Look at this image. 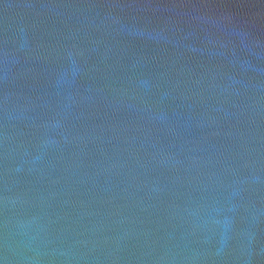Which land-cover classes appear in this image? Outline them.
I'll return each mask as SVG.
<instances>
[{"label": "water", "instance_id": "95a60500", "mask_svg": "<svg viewBox=\"0 0 264 264\" xmlns=\"http://www.w3.org/2000/svg\"><path fill=\"white\" fill-rule=\"evenodd\" d=\"M0 264H264V0H0Z\"/></svg>", "mask_w": 264, "mask_h": 264}]
</instances>
